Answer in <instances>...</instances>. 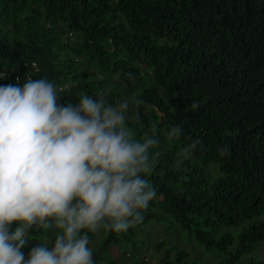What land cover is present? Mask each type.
Returning a JSON list of instances; mask_svg holds the SVG:
<instances>
[{
	"label": "trees",
	"instance_id": "trees-1",
	"mask_svg": "<svg viewBox=\"0 0 264 264\" xmlns=\"http://www.w3.org/2000/svg\"><path fill=\"white\" fill-rule=\"evenodd\" d=\"M29 69L66 85L61 104L134 97L128 126L136 139L160 140L147 176L156 198L127 232L100 230L96 264L111 245L122 263L127 252L130 264H205L169 234L152 244L159 257L144 260L138 236L153 221L210 254L208 264H264V0H0V70ZM173 125L183 135L169 143ZM54 238L34 227L22 250Z\"/></svg>",
	"mask_w": 264,
	"mask_h": 264
},
{
	"label": "clouds",
	"instance_id": "clouds-1",
	"mask_svg": "<svg viewBox=\"0 0 264 264\" xmlns=\"http://www.w3.org/2000/svg\"><path fill=\"white\" fill-rule=\"evenodd\" d=\"M29 73L22 85L0 84V264H96L89 233L127 232L156 198L147 176L160 140L136 139L128 126L134 97L112 104L102 93L85 94L75 105L61 104L58 90L66 85ZM182 135L173 125L167 140ZM195 147L177 155L187 159ZM34 227L54 229L55 238L26 255Z\"/></svg>",
	"mask_w": 264,
	"mask_h": 264
},
{
	"label": "rangeland",
	"instance_id": "rangeland-1",
	"mask_svg": "<svg viewBox=\"0 0 264 264\" xmlns=\"http://www.w3.org/2000/svg\"><path fill=\"white\" fill-rule=\"evenodd\" d=\"M74 37L75 36L73 34L72 39H70V41H73ZM168 234L172 237L173 240H175V244L189 250L191 254L201 253L205 264L210 263V261L212 260L210 254H208L207 252H203L202 249L199 248L194 242L186 240L181 234L172 231L171 232L169 231V233L166 232L163 225L159 224L156 221H153L145 225L144 232L138 236L140 239L146 240V243H144V246L142 244L143 247H141L140 249L141 256L143 257L144 260L147 259V261H151V260L153 261V259H151L152 257L150 256L151 254L159 257L160 255L159 251L155 250L152 244L158 242L161 238H164V236H167ZM102 235L103 233L100 230L94 233V236L90 241V247L93 249V251H96L98 245L100 244ZM108 252H109L108 254H105V259L101 262V264H112L111 262L112 260L115 261V264H130V262L134 260L130 254L125 252L123 255L124 258L128 261L126 263H122L120 261V256L122 254V251L119 248V246L111 245ZM256 254L259 257L264 258V243L258 247ZM136 255L139 256V252H136Z\"/></svg>",
	"mask_w": 264,
	"mask_h": 264
},
{
	"label": "built area",
	"instance_id": "built-area-1",
	"mask_svg": "<svg viewBox=\"0 0 264 264\" xmlns=\"http://www.w3.org/2000/svg\"><path fill=\"white\" fill-rule=\"evenodd\" d=\"M32 65H34V62L32 63ZM29 72H30V70H28L26 73L21 75V74H17V73H12L10 71H2V70H0V73H4L5 76H6L5 79H0V84H4L6 81H8L10 79H12L14 81L27 80V79L31 78Z\"/></svg>",
	"mask_w": 264,
	"mask_h": 264
}]
</instances>
